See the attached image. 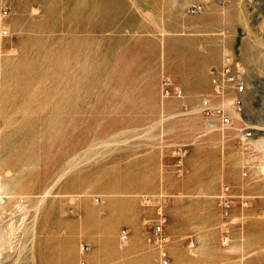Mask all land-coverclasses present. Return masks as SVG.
I'll return each mask as SVG.
<instances>
[{"label": "rangeland", "instance_id": "1", "mask_svg": "<svg viewBox=\"0 0 264 264\" xmlns=\"http://www.w3.org/2000/svg\"><path fill=\"white\" fill-rule=\"evenodd\" d=\"M0 9V264H158L147 237L160 194L171 264H264V0ZM226 56L249 88L244 121L232 112L229 126L202 112ZM165 83L183 97H165ZM226 185L249 207L226 215Z\"/></svg>", "mask_w": 264, "mask_h": 264}, {"label": "built area", "instance_id": "2", "mask_svg": "<svg viewBox=\"0 0 264 264\" xmlns=\"http://www.w3.org/2000/svg\"><path fill=\"white\" fill-rule=\"evenodd\" d=\"M197 12V9H192V13ZM10 11L7 9H0V24L9 16ZM10 35L7 27L0 28V42ZM211 85L214 92V99H205L202 103V112L207 117H217L223 125H232L231 113H239L243 115L245 112L246 99L248 94V83L244 75L240 71L239 64L231 56H226L222 61V66L219 71L214 72L211 77ZM162 93L165 97H183V91L178 87H173L170 83L163 85ZM224 101H229L230 104L226 105ZM229 106V107H228ZM252 132L247 131L243 135V139H249ZM187 150L184 148H177L175 155L177 158V171L181 175L183 167V159L185 158ZM244 177H248V172L243 173ZM261 176L264 178V163L261 167ZM160 204L158 205V217L152 226V229L147 237L148 242L157 251L158 264H171V254L169 250L170 236L167 230V215L165 206L167 199L163 194L158 195ZM219 207L228 215L234 208L235 203L242 209H246L250 205V199L243 195H234L231 188L226 185L223 186L221 191L216 196ZM142 201L148 205L152 199L149 196H143ZM96 202H100L96 198ZM129 233L123 229L120 233L119 241L121 245H125L129 241ZM223 245L228 244V238L222 239ZM91 250L90 245L82 244L80 251L86 254ZM81 264H86V261H81Z\"/></svg>", "mask_w": 264, "mask_h": 264}, {"label": "bare ground", "instance_id": "3", "mask_svg": "<svg viewBox=\"0 0 264 264\" xmlns=\"http://www.w3.org/2000/svg\"><path fill=\"white\" fill-rule=\"evenodd\" d=\"M233 115H234V118H235L237 121H244L243 116L240 115L239 113H235V112H234ZM254 128H255V127H254ZM257 137H258V136H257ZM257 139H258V138H257ZM3 196H4V191H3L2 188H1V191H0V205H1V203H3V201H4ZM191 246L194 247V246H195V243L192 242V243H191ZM205 247H207V244H206Z\"/></svg>", "mask_w": 264, "mask_h": 264}]
</instances>
